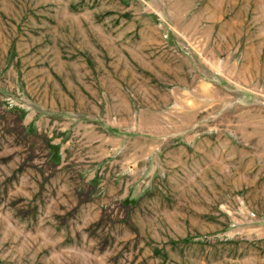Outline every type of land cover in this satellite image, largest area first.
<instances>
[{
	"label": "rangeland",
	"instance_id": "1",
	"mask_svg": "<svg viewBox=\"0 0 264 264\" xmlns=\"http://www.w3.org/2000/svg\"><path fill=\"white\" fill-rule=\"evenodd\" d=\"M0 264H264V0H0Z\"/></svg>",
	"mask_w": 264,
	"mask_h": 264
}]
</instances>
